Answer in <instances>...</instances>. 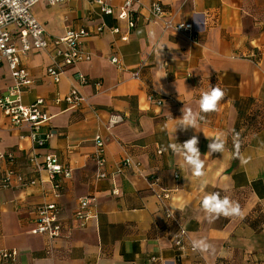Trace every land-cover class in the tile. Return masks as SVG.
I'll return each instance as SVG.
<instances>
[{
  "label": "crops",
  "instance_id": "0c3cea01",
  "mask_svg": "<svg viewBox=\"0 0 264 264\" xmlns=\"http://www.w3.org/2000/svg\"><path fill=\"white\" fill-rule=\"evenodd\" d=\"M93 1L53 6L40 1L32 9L50 38L69 28L85 30L89 35L82 49L91 59L67 69L59 83L46 75L50 52L32 50L21 59L33 81L22 103L44 101L50 117L44 130L53 133L36 153L55 155L72 177L57 201L63 234L53 241L50 257L48 241L32 231L37 206L55 201L52 184L29 162L33 144L27 133L11 127L0 111V253L18 252L16 261L0 257V264H264V125L249 133L243 146L239 143V156L251 158L247 164L237 158L235 147L244 131L240 115L245 118L254 109L264 113V0H159L164 12L159 19L152 15L156 0H141L126 20L102 15ZM124 2L112 0L115 14ZM184 24H192L194 34L175 30ZM115 28L118 34L111 32ZM75 73L87 83L78 84ZM13 85L7 67L0 65V94ZM213 86L225 92L219 110L202 114L198 131L176 130L182 109L198 112L201 94ZM73 87L87 103L71 110L64 98ZM112 115L122 121L108 132ZM221 134L224 152L207 154L211 138ZM194 135L205 161L201 177L192 175L171 148ZM97 138L106 147L103 179L93 159ZM126 154L139 164V174L118 173ZM6 177L9 186L3 188ZM153 177L160 179L156 192L148 183ZM30 181L35 183L26 184ZM213 192L238 202L242 215L208 222L201 200ZM163 194L185 228L186 247L192 239L206 238L213 252L175 248L178 228L166 219L158 196ZM80 199L92 202L85 227L74 217Z\"/></svg>",
  "mask_w": 264,
  "mask_h": 264
},
{
  "label": "built area",
  "instance_id": "2783aa9c",
  "mask_svg": "<svg viewBox=\"0 0 264 264\" xmlns=\"http://www.w3.org/2000/svg\"><path fill=\"white\" fill-rule=\"evenodd\" d=\"M40 1L46 2L53 6L68 2L70 0H0V65H5L13 79L14 85L4 94H0V111L7 118L11 127L24 130L26 136L33 144L32 154L29 156V162L33 165L35 172H46L53 188L52 203L42 204L36 208L35 229L32 234L44 237L49 247L47 255L52 256V244L55 239L62 237L63 223L61 220L60 208L57 201L61 198L62 186L66 180L71 179L72 170L61 165L58 158L50 153L37 154L38 149H44L47 141L52 137L53 133L45 131L44 127L49 123L50 117L43 110L44 101L37 100L31 105L22 103V94L25 89L33 84L29 73L22 67L21 59L24 55L32 50L50 52V65L46 69V75L52 79L54 83H59L66 70L72 68L79 63L88 62L91 59L90 54L82 49V41L88 37V33L83 29H66L61 37L50 38L42 24L32 14L33 7ZM126 2L119 8V12L115 14L111 5L112 0H94L102 15H116L118 20L129 19L133 5L139 4L141 0H125ZM153 5L152 15L156 18H161L164 15L161 4ZM130 28L134 27L132 21L129 22ZM11 28L16 30L13 35ZM175 30L179 33L194 34L192 24L178 25ZM102 32V27L98 28V33ZM113 34H118L117 28L111 31ZM15 39V40H14ZM127 41V36L121 39ZM51 52L53 53L51 55ZM111 63L118 65L119 60L116 57L110 58ZM74 80L80 85L87 83V79L81 73H75ZM99 86V84H96ZM150 100L160 104V100H155L150 97ZM64 101L71 110L78 109L86 105L87 99L84 98L76 87H73L69 94L64 98ZM122 119L118 115L110 116L106 131L110 130L120 123ZM25 136H21L24 138ZM95 152L93 159L97 166V177L100 179L106 178L103 168L106 165L105 158V141L102 138H97L94 142ZM3 156L0 155V158ZM10 164L14 163L13 157H7ZM130 171L134 174L140 173L139 164L130 155L126 154L121 160L118 167V173ZM35 181L27 182L26 184L33 185ZM149 187L152 192L155 191V186L160 185V179L153 177L148 180ZM9 186V178L2 180V187ZM117 190L113 191L116 195ZM160 200L164 201L166 219L175 223L178 228L174 239V246L178 251L185 252L186 250L194 252L191 244L186 247L188 236L185 228L180 224L174 213L168 208L165 202L168 199V194L158 195ZM92 202L90 199H80L79 207L74 214V217L81 227H85L88 221L92 218L90 211ZM0 257L3 260L14 262L17 260L18 252L2 251Z\"/></svg>",
  "mask_w": 264,
  "mask_h": 264
},
{
  "label": "clouds",
  "instance_id": "9594fccd",
  "mask_svg": "<svg viewBox=\"0 0 264 264\" xmlns=\"http://www.w3.org/2000/svg\"><path fill=\"white\" fill-rule=\"evenodd\" d=\"M199 23V21H197ZM162 50V49H161ZM161 55V54H160ZM166 76V75H165ZM163 91L162 86L158 88ZM225 97V92L219 87H211L209 91L201 94L199 99V111L194 112L191 108L182 109V117L176 126L187 130L189 127L198 129L199 121L203 119L202 114H208L219 110V104ZM198 131V130H197ZM198 137L192 136L183 143L171 145L172 151L183 159L186 165L192 172V175L201 177L204 175L205 161L201 158V152L198 148ZM235 147L237 149L236 156L241 159L242 164H247L250 157L245 159L239 156V141L236 139ZM225 150V141L221 136L211 138L208 144V153H223ZM202 210L206 214V219L210 223H214L220 217L230 218L239 217L242 215V209L238 202H234L227 196L221 197L219 192L206 193L201 200ZM191 248L194 252L211 253L214 251V246L206 238L192 239L190 241Z\"/></svg>",
  "mask_w": 264,
  "mask_h": 264
},
{
  "label": "trees",
  "instance_id": "16d2710c",
  "mask_svg": "<svg viewBox=\"0 0 264 264\" xmlns=\"http://www.w3.org/2000/svg\"><path fill=\"white\" fill-rule=\"evenodd\" d=\"M247 102L251 103L252 101L248 100ZM261 112H262L261 109L260 110L254 109V111L250 113L248 116H245V118H242V115H240V121H242V123L240 124L241 127L240 129L242 130L244 129V131L240 133V135H238L239 138L237 139L241 144V146H243L244 144L243 142H245L246 139H249L248 137L246 138V136L249 135V133L251 134L259 131L264 125V113ZM237 130L238 128L236 129V131Z\"/></svg>",
  "mask_w": 264,
  "mask_h": 264
}]
</instances>
